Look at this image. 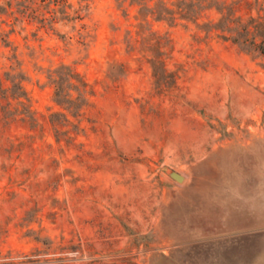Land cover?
<instances>
[{"label": "rangeland", "instance_id": "1", "mask_svg": "<svg viewBox=\"0 0 264 264\" xmlns=\"http://www.w3.org/2000/svg\"><path fill=\"white\" fill-rule=\"evenodd\" d=\"M169 6L0 0V264H264V0Z\"/></svg>", "mask_w": 264, "mask_h": 264}, {"label": "trees", "instance_id": "2", "mask_svg": "<svg viewBox=\"0 0 264 264\" xmlns=\"http://www.w3.org/2000/svg\"><path fill=\"white\" fill-rule=\"evenodd\" d=\"M141 1L154 2V3L156 1L161 2L165 16L170 17V16H173V9H171L169 5H172L177 9V8H179L178 3L181 0H141ZM74 76H76V75L74 73H71V75L69 76L70 80H75ZM54 86H55L54 95L56 98L61 100L63 91L60 89V87L58 86V84L56 82L54 83ZM21 103H23V102H21ZM56 103L58 105H61L62 102L59 100H56ZM10 264H13V263H10ZM16 264H55V261L34 262V261H31L28 257H25L23 259V261L16 263Z\"/></svg>", "mask_w": 264, "mask_h": 264}, {"label": "water", "instance_id": "3", "mask_svg": "<svg viewBox=\"0 0 264 264\" xmlns=\"http://www.w3.org/2000/svg\"><path fill=\"white\" fill-rule=\"evenodd\" d=\"M172 178L175 179L176 181H181L182 180V176L177 174V173H173L172 174Z\"/></svg>", "mask_w": 264, "mask_h": 264}]
</instances>
